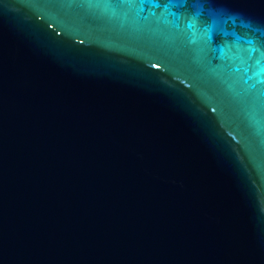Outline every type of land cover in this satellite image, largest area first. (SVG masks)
Wrapping results in <instances>:
<instances>
[{"label":"water","instance_id":"water-1","mask_svg":"<svg viewBox=\"0 0 264 264\" xmlns=\"http://www.w3.org/2000/svg\"><path fill=\"white\" fill-rule=\"evenodd\" d=\"M0 264H264V0H0Z\"/></svg>","mask_w":264,"mask_h":264}]
</instances>
